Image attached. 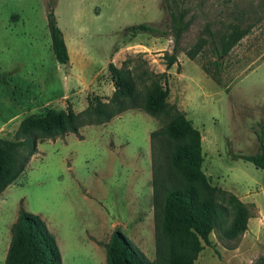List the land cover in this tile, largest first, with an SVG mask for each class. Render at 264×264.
Here are the masks:
<instances>
[{
    "label": "rangeland",
    "instance_id": "rangeland-1",
    "mask_svg": "<svg viewBox=\"0 0 264 264\" xmlns=\"http://www.w3.org/2000/svg\"><path fill=\"white\" fill-rule=\"evenodd\" d=\"M178 1L189 26L179 40L178 64L166 68L164 53L172 51V35L125 30L139 22L167 21L162 0H53L71 53L67 64L56 60L51 47L48 0H0V136L12 137L31 113L48 107L78 111L91 95L108 97L115 86L107 65L124 45L111 61L131 70L140 94L152 79L168 86V101L200 132L201 169L250 211L247 228L236 238L213 230L211 245L204 244L193 264H259L264 168L243 155L260 151L264 143V0ZM206 20L217 31L231 22H254L223 56L221 83L200 66L212 58L209 43L197 59L185 53ZM76 43L82 53L74 52ZM164 121L132 107L109 120L82 124L80 136L69 132L39 141L24 171L0 194V264L20 200L46 221L63 264H106L103 242L114 220L126 222L123 232L154 259L164 188L176 177L169 163L172 141L160 131ZM138 207L141 215L132 218ZM230 219L228 214L226 224Z\"/></svg>",
    "mask_w": 264,
    "mask_h": 264
},
{
    "label": "trees",
    "instance_id": "trees-1",
    "mask_svg": "<svg viewBox=\"0 0 264 264\" xmlns=\"http://www.w3.org/2000/svg\"><path fill=\"white\" fill-rule=\"evenodd\" d=\"M162 3L168 13L167 21L139 22L126 26L125 30L133 35L141 32L153 36L172 35V51L164 53L165 67L169 68L176 62L178 64L179 40L188 28L189 20L185 7L178 0H162ZM46 15L54 56L59 63L67 64L70 55L57 24L53 0L47 2ZM253 25L254 22L245 25L231 22L226 29L217 31L212 22L206 20L197 39L185 53L190 59H197L209 43L212 58L200 66L214 81L221 83L223 56L250 32ZM107 67L115 86L108 97L91 95L87 105L78 111L72 107L63 110L48 107L44 113H31L19 122L12 137L0 136V194L24 171L31 156L37 152L39 141L69 132L80 136L82 124L106 121L128 108L140 107L152 116L164 117L160 131L172 141L169 163L176 177L164 188L155 258L149 259L116 226L108 240L103 242L106 264H193L204 244L211 245L213 230L220 229L221 234L230 239L243 232L247 228L249 208L237 195L212 184L207 178L201 169L200 132L175 103L168 101L167 85L152 79L140 94L129 68L117 66L113 61H109ZM243 158L264 168V143L260 142V151L244 154ZM157 200L154 187L155 205ZM228 214L231 219L226 224ZM10 230L3 264H63L58 241L46 221L38 213L25 209L21 200ZM259 264H264V255L259 257Z\"/></svg>",
    "mask_w": 264,
    "mask_h": 264
},
{
    "label": "crops",
    "instance_id": "crops-1",
    "mask_svg": "<svg viewBox=\"0 0 264 264\" xmlns=\"http://www.w3.org/2000/svg\"><path fill=\"white\" fill-rule=\"evenodd\" d=\"M63 35H64V33H63ZM64 38H65V36H64ZM65 41H66V39H65ZM66 44H67V42H66ZM67 48H68V51H69L68 45H67ZM123 48H124V45L118 46L116 48V50H114V53L111 55V58L110 59L113 60L116 57H118L120 55V53H121V50H123ZM75 51L76 52H80V53L83 52V48H82V46L79 43H76L75 44V46H74V52ZM69 55H70V60H71V53H70V51H69ZM135 215H141V209H140V207H138V209L135 210L134 214L131 217L132 218H135ZM116 226H121L122 227L121 230L124 231V229L127 227V224H126V222H124L122 220H114V221H112L111 224L108 226V230H107V232H109V235H110V233L113 231V229Z\"/></svg>",
    "mask_w": 264,
    "mask_h": 264
}]
</instances>
